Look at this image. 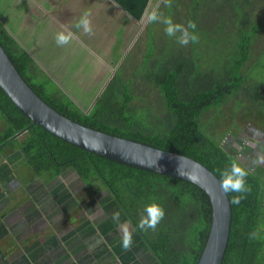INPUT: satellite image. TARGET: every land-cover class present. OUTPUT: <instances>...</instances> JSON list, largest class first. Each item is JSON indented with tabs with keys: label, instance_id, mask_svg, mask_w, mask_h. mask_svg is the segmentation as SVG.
Returning a JSON list of instances; mask_svg holds the SVG:
<instances>
[{
	"label": "trees",
	"instance_id": "1",
	"mask_svg": "<svg viewBox=\"0 0 264 264\" xmlns=\"http://www.w3.org/2000/svg\"><path fill=\"white\" fill-rule=\"evenodd\" d=\"M111 1L135 21H141L146 9L151 8L149 4L154 2ZM208 1L172 0V6L167 8L161 5V11L172 16L174 22L187 24L192 20L196 22L197 28H202L204 20H199L198 13L204 2L206 4ZM213 1H216L217 18L221 22H228L230 27L226 32L228 36L222 39L223 53L212 58V68L208 71L206 63L200 64L198 70L200 58L197 55L186 57L181 53L173 55L174 52L170 51L169 54L173 56L169 61H161L156 49L158 47L152 42L150 48L154 50V55L149 59L150 68L143 79L147 93L151 94L149 108L153 118L146 124L132 119L137 108L144 103L139 94L141 91L135 92L133 89L134 84L118 83L115 75L108 82L111 76L109 72L105 80L107 85L102 83L97 87L99 93L94 96L100 94L99 98L89 112L83 111L72 101L63 102L49 95L46 84H34L42 80V71L36 68L26 47H20L8 34L1 20L0 44L27 84L59 114L112 136L189 157L221 180V173L234 160L242 166L246 165L238 159L242 145L237 143L233 151H228L222 141L215 138L216 130L211 129V125L214 117L220 113V108L233 100L237 106V110H233L235 113L241 110L242 118L248 114L256 124L264 126V75H254L257 69L264 66V50L261 54L262 63L255 65L256 70L251 72L246 69L252 57V45L258 39L264 42V8L263 12L261 8L256 11L259 8L257 0ZM153 30H160L159 24ZM190 45L194 46L193 43ZM115 48L118 56L113 59L110 55L112 70L121 67L119 62L124 54L120 44ZM201 58L208 61L205 56ZM182 59L189 62L186 70L182 67ZM216 60H221V68L215 67ZM45 81L48 80L45 78ZM247 104L249 106L245 108ZM151 106H155L154 110ZM211 110L217 111V114L203 124L202 115ZM0 114L8 126L0 144L28 129L9 144L12 148H21L29 156L31 167L37 169V174L45 184L53 182L61 173L73 171L90 192L107 190L121 213L122 220L119 223H129L130 228L134 229L135 242L144 246L154 264L199 263L209 240L213 220L212 201L203 189L181 179L130 167L87 152L41 126L32 125V121L17 110L1 89ZM240 130L232 135L235 143L241 142L239 135L246 129ZM251 155L259 154L254 150ZM246 168L249 172L246 185L250 191L244 194L245 198L239 204H231L233 218L222 264H264V226L259 227L264 218L263 175ZM94 185H98V190L93 189ZM234 195L236 193H229V199ZM152 198L163 205L165 216L155 231L149 229L145 232L139 230L137 224L145 205ZM119 223L118 232L122 236ZM253 230L259 232V239H249V233Z\"/></svg>",
	"mask_w": 264,
	"mask_h": 264
},
{
	"label": "rangeland",
	"instance_id": "2",
	"mask_svg": "<svg viewBox=\"0 0 264 264\" xmlns=\"http://www.w3.org/2000/svg\"><path fill=\"white\" fill-rule=\"evenodd\" d=\"M257 4L259 6L256 11H258L261 8V11L263 12L262 8H264V0H257ZM205 5V6H204ZM152 6V3H150L149 7ZM165 16H169L167 14H164ZM181 15V14H180ZM172 19L173 17L170 16ZM199 20H204V24L202 28H197V33L199 36V40L197 43L194 44V46H191L190 43L187 46H181L176 42L175 38H170L165 34L164 31V24L162 23H153L150 24L149 28H147L148 23L144 21V19L140 24V29L138 28H130V33L129 35H126V38L128 39L129 43L125 44L124 46V54H122V59L120 60L121 67L115 70H112L110 67V55L108 52L104 54H100L99 57L102 58L107 62V70L105 73L100 72V76L105 74L107 75L109 72L115 75V77L118 79V83L121 84H134L133 89L135 92L141 91L139 94L142 96L141 100H143V104H140V107L137 108L136 114H133L132 119L137 121L138 123L146 124L148 120L153 118L152 111L149 108L152 102L151 94L147 93V89L145 87V81L143 79V76H145L146 71L150 66H148L149 59L154 55V50L150 48L152 46V42L157 45L158 52L160 53V58L161 61L165 60L166 62L169 61V59L173 55H178V53L184 54L186 57L192 56V55H197L200 59L197 63L198 70H200V64L206 63V66L208 68L206 69L208 71L209 68H212V58L215 56H220L223 53V45H222V39L225 36H228L226 32H228V22H221L217 18V12H216V1L210 0L206 4L204 2L202 9L198 13ZM113 19V18H112ZM156 24H159L160 30H157L155 32L153 28L156 26ZM186 24V23H185ZM120 22H116L112 24V26L109 24L104 28V31L111 30V27H113V33L116 39V42L119 44L120 42L123 44V33L120 32L119 28ZM117 26V27H116ZM115 27L117 28V31H115ZM115 31V32H114ZM142 31V32H141ZM113 36V35H112ZM111 36V37H112ZM137 41V42H136ZM208 42H211L212 44H207ZM115 48V47H114ZM112 48V56L113 59H115L118 56L117 49ZM264 50V42L262 40L258 39L255 44L252 45L251 47V60L247 65V71H255V65L257 63H262L261 62V54ZM129 51V53L127 52ZM146 51V54H145ZM172 51L174 54L171 56L169 52ZM156 53V51H155ZM145 54V55H144ZM157 54V53H156ZM127 56L123 59V56ZM144 55V59L143 58ZM147 55V58H146ZM206 57V60H203L201 57ZM87 61H75L72 65L71 68H81L82 71L85 74H89L90 72L93 71V66L91 63L88 62V59L90 56H86ZM158 58V54H157ZM191 60V59H190ZM215 60V59H214ZM151 61V60H150ZM217 63L215 62V67L216 68H221V60H216ZM182 67H184V70L188 69L189 62H185L184 59L181 60ZM142 68L144 69L142 70ZM204 71V69H201ZM251 71V72H252ZM250 72V73H251ZM111 74V75H112ZM263 74L264 75V66L261 68L257 69L255 74ZM41 77L42 80L39 82H36L34 84L36 85H42L46 84L48 88V94L52 95L53 97H56L60 99L63 102L66 101H72L77 104V106L83 110L87 111L89 110L90 106L93 104L96 99H98V96H94L95 93L97 92V87H88L84 85V82L82 83V86L79 85V82H76L73 87H69L71 90V94L67 92L65 87L60 86L61 85H66L63 82H59L56 85H51L54 83L48 78L45 81L44 73L41 72ZM44 80V81H43ZM254 80V79H253ZM50 81V82H49ZM88 82V80H87ZM257 82L254 81V83ZM103 87V86H101ZM95 98V100H93ZM238 100V99H237ZM90 101V102H89ZM251 105V104H250ZM249 105L247 104L245 108H247ZM152 109L154 110L155 106H151ZM233 110H237V106H235L234 101L231 100L229 101L225 106L220 108V113L214 117L213 115L217 114V111L211 110L206 112L205 114L202 115L201 122L203 124H206L207 120H211L212 117H214L213 120V125H211V129H215L216 132L215 138L219 141H222V145L228 150V151H233L235 145L240 144L244 145L243 148L241 147L240 153L238 155V159L241 161H246L251 165V170H258V173H260L262 176L261 183L264 186V166L261 164H256L255 161L250 160L252 158L249 152L245 150V147L250 145L254 148L253 150H256L259 155L264 154V136L261 140V145L256 141L253 140L252 138L249 139V137L246 139V141H241V142H236L235 139H232V135L234 133H239L240 128L246 129L245 131L251 132L253 131V128L255 126H259L256 129L260 130L261 132H264V126L256 124L252 118H250V115H245L247 116L246 118H242L240 115L243 114V111H237L235 113ZM3 121L5 119L2 117ZM255 119V118H253ZM155 119L152 121L154 122ZM151 122V123H152ZM252 122V123H251ZM6 123V121H5ZM241 131V130H240ZM5 133V132H4ZM1 135V134H0ZM17 135V134H16ZM15 137V136H14ZM12 137L11 139H13ZM251 140L250 143L248 141ZM246 145V146H245ZM6 148L7 146H4V144L0 145V148ZM253 172V171H252ZM76 179V178H74ZM73 179V180H74ZM264 193V189H263ZM61 194V193H60ZM59 194V195H60ZM91 196H89L85 202L88 203V199ZM63 200V198L61 199ZM104 200L108 203V201H112V198L110 194L103 190L101 191L97 196L94 197V204L98 206L99 209L103 210V212L108 213V215H113L114 213H119V209L115 204L111 206H107L106 203H101L100 201ZM31 203V202H30ZM30 203H27V206H29ZM82 203V202H81ZM88 208V207H87ZM87 208H84V210H87ZM47 218L52 220V224L57 225L56 219L58 218V214L56 212H53L52 210H49V212L46 214ZM263 217H264V211H263ZM119 220L121 219V213L119 214ZM110 221V220H109ZM109 221L103 223H100V228H93L90 231H85L80 234V232H71L67 233L69 234L65 239H59L57 241L53 242V248L59 246L63 241L65 240H70V242L75 245L82 244L84 243L85 245V250L86 253H88V258L92 257L97 253L98 251H102L105 249L106 255H111V259L98 261L96 260L95 264H154L151 261L150 254L146 251L144 246L141 243L135 242V239L133 238V244L130 250L125 251L122 247L121 242H117L115 239V236L113 235L114 230H115V223ZM118 224V222H116ZM45 224V222H44ZM264 226V218L261 221V225L259 227ZM38 227V226H37ZM103 238V241H100L96 244V247H90L88 243L92 242L95 240V237ZM88 242V243H87ZM1 243V242H0ZM7 245H5L6 247ZM7 248V253L11 252V247ZM146 255V260H143V256ZM139 257H142V260H139ZM27 264H37L35 262H28ZM52 264H57L55 260H52Z\"/></svg>",
	"mask_w": 264,
	"mask_h": 264
},
{
	"label": "crops",
	"instance_id": "3",
	"mask_svg": "<svg viewBox=\"0 0 264 264\" xmlns=\"http://www.w3.org/2000/svg\"><path fill=\"white\" fill-rule=\"evenodd\" d=\"M85 11L91 14L94 28L93 35H85L82 30H77L73 27L74 23ZM0 20L8 34L18 42L20 47H26L25 49L31 55L36 68L44 73V77L46 79L49 78L53 83L55 81V85L59 82L65 83V86L61 84L60 86L65 87L69 94H71L69 87H73L76 82H79L80 86L84 82V85L90 88L98 87L102 83L105 86L107 82L105 81L106 74L105 76H100L99 74L100 72L105 73L108 66L107 62L100 58L99 55L106 52L112 54L111 49L119 44L121 52H124L125 44L129 43L126 35L131 32L130 28L140 29L141 27L140 21L131 19L111 0H0ZM113 22H120L118 29L123 33V44L121 42L116 44L115 36L111 34L113 33V27H111L110 33L109 31H106V33L104 31V28L109 24L112 26ZM61 25L69 26L75 33V38L68 45L57 46L55 35L61 30ZM116 27L115 31H117ZM86 56H90L88 62L93 66L92 72L85 74L79 67L71 68L75 61H87ZM112 76H110L109 80ZM91 108L92 105L88 112ZM7 129L8 126L0 114V140L4 137V132ZM9 151L12 153L11 148H2L0 153L7 154ZM250 156L252 157L250 160L253 161L258 157L251 154ZM18 160L19 158H16L15 163H19ZM1 161L4 164L9 163L8 161ZM242 162L246 167L251 168L248 162ZM1 171L2 169H0V173ZM251 171L258 173V170ZM11 173V169L4 173V175L9 177V179L4 178L7 183L11 181L10 177L12 179ZM29 178L31 179L27 180V187L19 184L15 194L10 191H7L6 194L0 188V224L7 226L15 224L18 227L20 223L26 221L20 234L13 235L10 228H8L7 235L0 236V255L7 258V260L5 259L8 261L6 264H27L38 259L34 257L30 245L34 239H40V237H35L39 232L30 234L33 236L30 241L28 240L27 229L29 224L33 226V223H37L38 220L41 222L42 218L35 214L36 210L34 207L27 208V203L36 202L38 191L36 190V185L39 180L35 177ZM33 180L35 181L33 182ZM54 189L53 186L51 190ZM8 195L13 198L10 203L6 198H3ZM13 203L16 204V209H13ZM30 210L34 211L31 217L28 216L31 212ZM36 227H33V229ZM5 245L7 246L5 247ZM8 245L12 249L10 253L6 251L9 247Z\"/></svg>",
	"mask_w": 264,
	"mask_h": 264
},
{
	"label": "water",
	"instance_id": "4",
	"mask_svg": "<svg viewBox=\"0 0 264 264\" xmlns=\"http://www.w3.org/2000/svg\"><path fill=\"white\" fill-rule=\"evenodd\" d=\"M0 89L17 110L32 121V125L41 126L87 152L130 167L181 179L203 189L212 201L213 220L208 243L198 264H222L230 237L232 206L229 196L221 190V180L212 171L189 157L112 136L59 114L27 84L1 44Z\"/></svg>",
	"mask_w": 264,
	"mask_h": 264
},
{
	"label": "flooded vegetation",
	"instance_id": "5",
	"mask_svg": "<svg viewBox=\"0 0 264 264\" xmlns=\"http://www.w3.org/2000/svg\"><path fill=\"white\" fill-rule=\"evenodd\" d=\"M263 136L264 132L261 133L258 129L251 132L244 131L239 135L241 141H246L249 137V139L252 138L253 140H256L260 145L263 143L260 140ZM13 140L14 139H9L8 141L1 143L4 144V146H7L6 148H11L12 153L11 151L7 152V154L3 152L0 153V169H2L0 173V188H2L6 194L7 191L15 194L19 184H23L27 187V180L31 179L29 177H35L39 180L36 185V190H38L36 202H31L29 206H27V208L34 207L36 210L35 214H38L42 218L41 222L38 220L37 223H33V226H30L29 224V228L27 229V234H29L28 240L30 241L33 238L30 234L39 232L35 237H40V239H34L30 245L34 257L38 258L35 263L52 264V260H55L57 264H95L97 259L98 261L103 260L104 262L105 260L111 259V255H106L105 249L98 251L94 256L88 258L84 243L75 245V243L72 244L70 240H65L59 246L53 248V242L59 239H65L69 235L67 233L77 231L80 232V236V234L85 231L88 232L93 228H100L101 222L105 223L109 220V223H115L116 227L113 235L117 242H121V235L118 232V224L116 223L117 221L113 219V215H108V213L103 212V210L99 209L98 206L93 203L94 197L103 190L99 192H90V190L84 187L83 180L73 171L61 173L57 179L55 178L53 180V182L45 184L42 178L37 174V169L31 167L32 162L29 161V156L26 155L21 148L15 149L10 147L11 145L9 143ZM250 142L251 140L248 141V143ZM2 148H0V150ZM245 150L250 154L254 151L253 148L249 146L245 147ZM16 158H19V163H15ZM1 160L8 161L9 163L4 164ZM261 165L264 166V164ZM10 169L12 170V179L10 177L11 181L7 183L6 179H9V177L4 175V173H7ZM4 178L6 179L4 180ZM34 181L35 180H33V182ZM53 186L55 189L51 190ZM98 188V185L93 186L94 190H98ZM89 196H91V199H88L87 203L85 200ZM3 198H6L9 203L13 199L10 195ZM62 198L63 200H61ZM100 202L106 203L107 206L115 204L113 200L108 201V203L104 200H101ZM15 207L16 204L13 203V209ZM84 208H87V210H84ZM52 209L53 212L58 214V218L56 219L57 225L52 224V220H49L46 216L49 210ZM33 214L34 211H31L28 216L31 217ZM25 217L28 218L27 216ZM25 223L26 221H23L18 227L15 224L11 226L0 224V236H6L8 228H10L13 235L17 233L20 234ZM36 225H38V227H36ZM33 227L36 228L33 229ZM100 241H103V238L97 236L94 241L87 243L90 247L95 248L96 244ZM5 259L7 260L3 255H0V264H4V262L6 264L8 261ZM139 260H142V257H139ZM143 260H146V255L143 256Z\"/></svg>",
	"mask_w": 264,
	"mask_h": 264
},
{
	"label": "clouds",
	"instance_id": "6",
	"mask_svg": "<svg viewBox=\"0 0 264 264\" xmlns=\"http://www.w3.org/2000/svg\"><path fill=\"white\" fill-rule=\"evenodd\" d=\"M161 5L170 8L172 6V0H154L151 8L146 9L144 13V21L148 24L158 22L164 24L165 34L170 38H175L176 42L181 46H187L189 45V43H197L199 40V36L196 31V22L189 20L186 25L183 23L174 22L170 16H165L162 13ZM73 27L77 30H82L85 35H93L94 28L90 12H83L80 18L74 23ZM74 38L75 33L67 25H61V30L58 31L55 35L57 46L68 45L73 41ZM110 80H108V82ZM108 82H106L105 86ZM255 163L264 164V154L258 155ZM180 173L183 174L181 171ZM248 175L249 172L247 168L245 166H242L240 162L235 160L231 163L229 168L225 169L221 173V190L225 195H228L229 193H236V195L232 196L230 200L231 204H239L241 200L245 198L244 194L250 191V189L246 185V179ZM164 216L165 209L163 205L159 203L155 198H152L151 202L145 205L143 213L139 218L137 228L145 232L149 229L155 231L157 225L163 220ZM113 219L119 223L120 218L118 212L113 214ZM119 228L122 233V247L125 251H128L131 249L133 244L134 229L130 228L128 222L119 223ZM259 238L260 237L258 231L253 230L249 233L250 240H256Z\"/></svg>",
	"mask_w": 264,
	"mask_h": 264
}]
</instances>
